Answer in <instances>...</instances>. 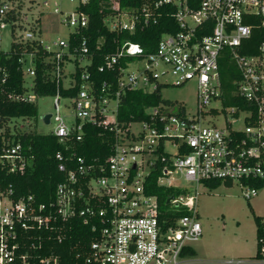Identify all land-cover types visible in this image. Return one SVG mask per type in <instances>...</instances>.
<instances>
[{
	"label": "built area",
	"instance_id": "1",
	"mask_svg": "<svg viewBox=\"0 0 264 264\" xmlns=\"http://www.w3.org/2000/svg\"><path fill=\"white\" fill-rule=\"evenodd\" d=\"M88 1L79 0L75 10L60 18L69 32L52 41L23 9L18 19L10 18L11 11H18V0L0 1V30L19 27L24 33L13 41L32 46L19 58L28 81L36 75V47L47 54L49 73L58 84L63 79L64 86H76L71 75L76 61L83 68L77 94L69 97L75 112L72 121L62 111L60 92L54 96L50 123L55 126L49 133L65 143L68 152L56 153L65 179L49 203H39L31 194L19 196L8 182V175H24L34 158L11 135L15 128L23 133L24 125L14 120L5 124L0 117V264H180L184 251L193 249L203 234L197 210L200 186L237 182L247 199L264 189V34L255 52H245L254 30L264 28V0H141L138 7L136 2L126 7L114 2L103 19L111 32L134 34L157 24L161 9L169 6L179 29L164 33L152 51L131 38L120 44L113 38L109 45L115 48L98 67L108 73L107 80L98 87L89 65L107 41L99 38L93 51L90 37L81 35L89 28L90 16L81 8ZM55 13L61 10L56 7ZM28 58L31 65L26 67ZM228 60L235 64L236 75L225 84L221 64ZM191 82L196 85L195 112L182 103L161 101L150 107L145 119L120 122L126 91L161 95L163 89ZM33 86L27 82L23 93H9L8 98L37 102L40 96ZM220 115L225 118L223 127L217 124ZM87 123L115 136L104 160L87 161L68 146L74 139L83 140ZM26 131L36 130L30 125ZM168 143L177 145L176 155L166 151ZM158 166V185L170 186L163 180L176 174L196 184L194 190L173 196L164 211L158 196L149 192V177ZM180 210L186 213L168 215ZM80 224L91 234L90 243L78 242L74 257L62 258L54 242L62 244L68 231Z\"/></svg>",
	"mask_w": 264,
	"mask_h": 264
},
{
	"label": "trees",
	"instance_id": "2",
	"mask_svg": "<svg viewBox=\"0 0 264 264\" xmlns=\"http://www.w3.org/2000/svg\"><path fill=\"white\" fill-rule=\"evenodd\" d=\"M1 1V0H0ZM120 2L122 6L126 7L131 2H136V7L141 3V0H89L87 4L81 6L82 10L87 12L90 16L89 28L81 35L90 37L91 46L96 44V41L105 37L107 41L100 50L94 52L91 57L92 63L89 65V70L95 81V86H101L107 80V72H99L98 67L103 63V57L106 53L112 52L114 45H109L113 38H116L117 44H120L126 38H131L134 41L141 43L148 51H152L157 46L160 37L166 32H174L179 29L176 20L174 19L171 7H164L161 9L162 16L159 23L150 25L143 30L138 29L136 33L129 34L128 32L115 33L111 32L103 23L106 14L112 11L114 2ZM16 10L11 11L10 18L18 19L17 14H21L22 4L19 2ZM264 34V28H256L252 39L249 41V48L245 49L246 53H253L259 43V37ZM81 37V36H80ZM79 39V37L77 38ZM109 40V42H108ZM117 46V45H116ZM32 46L27 43L12 42L9 52L0 51V117L2 123H9L11 120L18 118L34 117L38 114V107L36 102H24L12 100L8 98L9 93L21 94L25 90V84L29 82L23 71V64L19 58L26 50H32ZM36 52V75L34 80L33 90L39 96H55L60 92L62 97H73L77 94L79 89L78 84L81 81V73L83 68L79 66L78 61L75 63V73L71 74L77 79V85L74 87H66L63 85V79H60V84L56 79L51 77L49 71L52 64L45 59V54L41 47L34 48ZM221 72L224 83L231 81L235 76V64L228 60L222 62ZM3 79H6L3 81ZM161 101L166 104H171L169 100L162 99L159 92L147 94L140 90H128L123 93L121 104L119 107V120L127 124L130 121L145 119V108L158 105ZM16 133L14 135L15 141L20 140L24 146V150L28 156H33V164L28 167L24 175H8V182H12L16 188L17 194L34 195L39 203H49L55 198L56 186L65 179V174L58 169V161L56 159L57 151L67 153V145L60 142L59 138L52 133H39L37 131H23L20 133L18 128L13 129ZM83 140L76 141L75 139L68 143L71 149L77 151V154L86 158L87 161H92L95 158L104 160L111 152L115 136L112 132L103 130L100 127L85 124L83 131ZM161 168L158 166L154 173L149 177V188L151 194H155L159 198L161 209L167 210V200L171 196H177L181 190L173 186L158 185L157 180L161 176ZM221 185V182H209L207 187L212 189ZM186 211L180 210L176 213H168L174 218L184 215ZM258 249L253 262H239L238 264H264V253L261 251L264 247V242L260 243V238H264V226L261 217L256 216ZM91 240V234L83 227V225H75L73 229L68 231V238L62 243L56 245V254L62 258H73L75 246L78 242L88 245ZM82 250V248H81ZM185 255H195V250L188 248L184 251Z\"/></svg>",
	"mask_w": 264,
	"mask_h": 264
},
{
	"label": "rangeland",
	"instance_id": "3",
	"mask_svg": "<svg viewBox=\"0 0 264 264\" xmlns=\"http://www.w3.org/2000/svg\"><path fill=\"white\" fill-rule=\"evenodd\" d=\"M14 1V0H12ZM44 1L48 2L45 6ZM79 0H18L22 4L24 16L40 24L42 35L47 41L57 37H65L69 28L61 24L60 18L76 9ZM61 10L59 15L55 8ZM24 33L19 27L13 29L7 26L0 30V50L9 52L14 37L19 39ZM26 67L31 65V60ZM83 63V62H81ZM68 69L72 70L73 65L69 64ZM32 82L31 78H28ZM68 83V78L65 79ZM163 99L172 103H182L187 109L195 112L197 108L196 85L191 82L182 87H169L161 91ZM55 97L40 96L37 99L38 114L34 117L14 120L19 125H24L27 130L30 125L39 133H49L54 129L55 122L47 124L42 116L46 113L55 112ZM62 111L73 120L74 105L68 97H61ZM145 113L152 112V108H146ZM225 118L220 115L217 124L223 127ZM139 126L134 125L133 129ZM166 151L172 156L177 153V145L168 143ZM163 182L180 190H194L196 184L185 180L181 174L164 179ZM180 201L179 197H176ZM197 210L203 234L199 241L193 243L195 255H182L180 264H238L255 260L258 249L257 224L255 217L262 219L264 226V189L260 190L257 196L247 199L243 196L242 187L235 182L232 185L221 184L217 188L199 187Z\"/></svg>",
	"mask_w": 264,
	"mask_h": 264
},
{
	"label": "water",
	"instance_id": "4",
	"mask_svg": "<svg viewBox=\"0 0 264 264\" xmlns=\"http://www.w3.org/2000/svg\"><path fill=\"white\" fill-rule=\"evenodd\" d=\"M42 119L45 123L49 124L50 120H51V113H46L42 116ZM173 199V196H171L170 198H168L167 200V204H169Z\"/></svg>",
	"mask_w": 264,
	"mask_h": 264
},
{
	"label": "crops",
	"instance_id": "5",
	"mask_svg": "<svg viewBox=\"0 0 264 264\" xmlns=\"http://www.w3.org/2000/svg\"><path fill=\"white\" fill-rule=\"evenodd\" d=\"M254 261V260H253ZM252 260L251 261H249V262H253Z\"/></svg>",
	"mask_w": 264,
	"mask_h": 264
}]
</instances>
